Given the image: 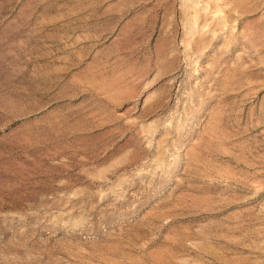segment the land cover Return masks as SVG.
I'll list each match as a JSON object with an SVG mask.
<instances>
[{
	"label": "rangeland",
	"instance_id": "1",
	"mask_svg": "<svg viewBox=\"0 0 264 264\" xmlns=\"http://www.w3.org/2000/svg\"><path fill=\"white\" fill-rule=\"evenodd\" d=\"M0 264H264V0H0Z\"/></svg>",
	"mask_w": 264,
	"mask_h": 264
}]
</instances>
